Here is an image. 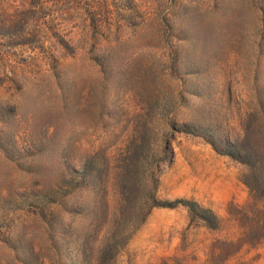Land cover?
<instances>
[{
    "label": "rangeland",
    "instance_id": "rangeland-1",
    "mask_svg": "<svg viewBox=\"0 0 264 264\" xmlns=\"http://www.w3.org/2000/svg\"><path fill=\"white\" fill-rule=\"evenodd\" d=\"M235 144L264 149V0H0V264H264L227 245Z\"/></svg>",
    "mask_w": 264,
    "mask_h": 264
},
{
    "label": "trees",
    "instance_id": "trees-1",
    "mask_svg": "<svg viewBox=\"0 0 264 264\" xmlns=\"http://www.w3.org/2000/svg\"><path fill=\"white\" fill-rule=\"evenodd\" d=\"M234 150L227 152L231 157L248 168L242 178L249 190V204L231 203L227 221L233 219L238 226V236L227 241L228 247L234 251L244 246L257 245L264 239V149L242 147L235 144ZM263 150V151H262ZM188 208L191 215L200 219L211 230L220 231L225 227L226 219L219 217L211 209L203 208L195 201H179Z\"/></svg>",
    "mask_w": 264,
    "mask_h": 264
}]
</instances>
